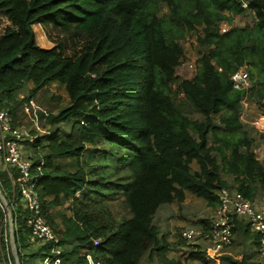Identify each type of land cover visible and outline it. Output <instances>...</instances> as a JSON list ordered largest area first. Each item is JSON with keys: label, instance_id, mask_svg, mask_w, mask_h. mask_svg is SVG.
Returning <instances> with one entry per match:
<instances>
[{"label": "trees", "instance_id": "16d2710c", "mask_svg": "<svg viewBox=\"0 0 264 264\" xmlns=\"http://www.w3.org/2000/svg\"><path fill=\"white\" fill-rule=\"evenodd\" d=\"M161 5L168 16L160 15ZM245 11L253 13L252 25L219 32ZM0 15L8 24L0 34V107L16 123L21 103L29 105L51 84L69 99L46 119L54 132L33 142L45 153L37 158L44 165L34 189L63 247L62 264H84V252L100 264H141L153 255L158 264H182L166 257L171 246L154 224L160 206L182 203L189 192L216 207L228 186L222 174L247 199L264 191V165L240 119L242 101L251 99L264 117V0H0ZM34 25L62 33L80 49L73 57L62 43L42 49ZM197 27L203 51L194 76L183 79L176 75L184 57L180 41ZM244 67L250 88L236 89L230 77ZM28 83L29 96L17 101ZM86 146L96 149L86 152ZM60 160H72L74 169ZM0 191L11 206L19 264H25L28 213L4 171ZM121 194L129 217L117 224L101 220L95 207ZM68 201L71 217L51 215ZM234 224L233 234L251 239L242 222ZM7 238L0 202V264H8ZM94 239L99 245L92 248ZM45 253L33 249L29 257ZM188 259L209 264L200 251ZM219 264L258 263L223 256Z\"/></svg>", "mask_w": 264, "mask_h": 264}, {"label": "rangeland", "instance_id": "374dc122", "mask_svg": "<svg viewBox=\"0 0 264 264\" xmlns=\"http://www.w3.org/2000/svg\"><path fill=\"white\" fill-rule=\"evenodd\" d=\"M160 15H169L168 9L164 6H160ZM255 22L253 13L245 11L241 16H233L231 25L220 24L219 32L225 34L231 28L241 29L247 24L252 25ZM5 19L0 15V34L3 29L7 26ZM33 31L35 34V40L39 47L42 49H50L56 46L58 43H62L63 51L66 56L73 57L80 47H73L62 33L56 32L52 29H44L42 26L34 25ZM201 31L200 27H197L194 31L185 32L184 38L180 41L183 48L184 57L181 61L180 66L176 70V75L183 79H191L196 71L197 60L200 57V52L203 50L198 46L197 37ZM246 71V68H242ZM31 84L26 85L20 92H18L17 101L21 102L29 96ZM175 88V87H173ZM179 95L178 98H181ZM32 105L24 101L19 107V112L16 117V125L22 129L29 131L31 136L43 137L50 136L54 129L50 128L46 122L42 119L48 117L50 114H57V112L66 107L69 104V99L62 86L57 84H51L49 87L40 91L32 100ZM257 101L251 99L250 102L243 100V109L241 112L240 119L244 125V129L248 130L251 139L253 140L252 150L255 153V157L258 161L264 165V122L262 116L260 115ZM47 114V116H45ZM198 118V116H193ZM264 118V117H263ZM57 129L62 131V135L65 136L69 132L67 127L60 125ZM263 133V134H262ZM217 146V145H216ZM32 148V151L30 149ZM29 146H25L22 150L23 155H28L29 153L36 152L37 158H42L45 153L38 147L34 149L33 141ZM96 147L86 146V152L94 151ZM58 165L65 167L72 171L74 169L72 160H60L57 161ZM1 170V164H0ZM191 171H198V165L193 162L191 164ZM223 180L228 184L225 190L236 191V184L233 182L230 175L222 174ZM258 201H264V191H259L256 194ZM91 201V200H90ZM86 203H90L87 201ZM71 207L72 201H68L65 205L60 208H53L51 210V215H58V213L63 212L67 217H71ZM95 213L99 215L101 220L108 221L112 224L120 223L122 218L129 217V211L125 205L123 195H119L114 200L105 201L102 207L96 206ZM215 207H210L204 200L198 199L189 192H185V199L182 203L173 202L169 205L160 206L156 212L154 218V224L156 225L160 235L164 240L171 246L169 251L166 253V257L180 261L182 264H198L197 262H192L188 259V256L193 249L188 246L184 241H182L178 234L182 228H198L203 219H208ZM5 209V207H4ZM54 222L57 226L58 231H63L58 217L54 218ZM5 224L7 228L8 238L6 241V247L9 253V261L13 262L12 250L9 240V230L7 226V210H5ZM245 226V224H243ZM257 235L251 234V239L244 241L239 236L234 234V240L231 247L225 249L222 255L229 256L234 259H250L254 263L264 264V256H260L257 253ZM25 245L26 239H25ZM68 249V246L65 247ZM21 253L25 256L23 258V263L25 264H36L34 258L29 257L33 253V249L26 248L25 246L21 250ZM82 254V252H81ZM19 259V258H18ZM141 264H158L155 255L152 257V261L149 262L148 257L145 256ZM209 264H215L214 262H209Z\"/></svg>", "mask_w": 264, "mask_h": 264}, {"label": "built area", "instance_id": "2783aa9c", "mask_svg": "<svg viewBox=\"0 0 264 264\" xmlns=\"http://www.w3.org/2000/svg\"><path fill=\"white\" fill-rule=\"evenodd\" d=\"M243 8H246V4H243ZM230 79L236 89L250 88L248 74L242 69L234 73ZM29 103L32 105L31 101ZM42 121L46 122V117ZM36 138L26 129L18 127L11 115L0 107V171L7 174L20 205L28 213L26 227L29 234L26 237V244L31 249L46 251L43 256L36 257V264H62L63 247L59 237L42 215L40 201L34 189L35 179L42 175L44 163L40 161L37 164L34 151L27 156L22 154L24 147H30ZM30 149L32 151L31 147ZM201 221H206L207 224H201L198 228H182L178 236L191 246L193 252L203 253L207 261L219 264L223 251L232 246L235 221L242 222L250 233L257 235V253L264 256V201H258L257 198L250 200L237 191L223 189L219 193V203L211 216ZM98 245L99 240L94 239L92 248ZM82 256L85 258L84 264H100L88 252H84ZM9 259L8 264H15L13 258L11 259L13 262Z\"/></svg>", "mask_w": 264, "mask_h": 264}, {"label": "water", "instance_id": "95a60500", "mask_svg": "<svg viewBox=\"0 0 264 264\" xmlns=\"http://www.w3.org/2000/svg\"><path fill=\"white\" fill-rule=\"evenodd\" d=\"M0 202L5 207V210H7V226H8V230H9L10 246H11L12 255H13V259L15 261V264H19L18 253L16 250L14 236H13L14 224H13V221L11 218V209H10V206L8 205L7 201L5 200L4 196L2 195L1 191H0Z\"/></svg>", "mask_w": 264, "mask_h": 264}, {"label": "crops", "instance_id": "0c3cea01", "mask_svg": "<svg viewBox=\"0 0 264 264\" xmlns=\"http://www.w3.org/2000/svg\"><path fill=\"white\" fill-rule=\"evenodd\" d=\"M28 84H30V83H28ZM28 84H27V85H28ZM262 119L264 120V118H263V117H262ZM261 126H263L262 128H264V125H262V124H261Z\"/></svg>", "mask_w": 264, "mask_h": 264}]
</instances>
